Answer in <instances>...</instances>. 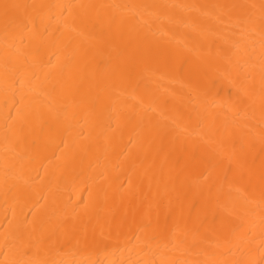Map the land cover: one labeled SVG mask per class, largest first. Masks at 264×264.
Here are the masks:
<instances>
[{
  "label": "bare ground",
  "instance_id": "6f19581e",
  "mask_svg": "<svg viewBox=\"0 0 264 264\" xmlns=\"http://www.w3.org/2000/svg\"><path fill=\"white\" fill-rule=\"evenodd\" d=\"M0 264H264V0H0Z\"/></svg>",
  "mask_w": 264,
  "mask_h": 264
}]
</instances>
